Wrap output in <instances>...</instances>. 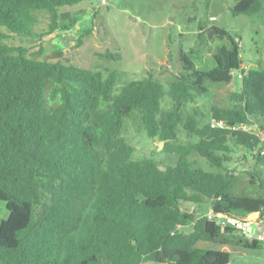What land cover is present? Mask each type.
<instances>
[{
	"label": "trees",
	"instance_id": "obj_1",
	"mask_svg": "<svg viewBox=\"0 0 264 264\" xmlns=\"http://www.w3.org/2000/svg\"><path fill=\"white\" fill-rule=\"evenodd\" d=\"M91 1L0 0V202L7 211L0 223V264H228L229 253L200 245H226L236 233H222L205 214L182 207L208 203L215 215H264V146L233 129L252 122L264 131L263 63L245 71L238 42L222 28L199 24L200 43H225L212 53L209 70L199 69L188 53L181 55L183 71L169 84L171 106L162 110L164 86L151 73L115 94L116 70L103 77L29 57L26 47L4 43L9 36L3 30L30 36L39 22L34 12H45L49 22L34 53L40 55L42 38L61 30L58 10ZM261 6V0H234L230 12L251 16ZM234 78L240 90L232 106L211 107V119L225 127L184 115V104L208 93L205 81ZM134 113L146 136L163 142L169 158L162 163L133 158L122 129ZM178 127L198 141L179 144ZM230 148L256 152L249 185L263 195H233L238 167H229ZM192 155L207 169L191 161ZM238 244L262 248L241 238Z\"/></svg>",
	"mask_w": 264,
	"mask_h": 264
},
{
	"label": "rangeland",
	"instance_id": "obj_2",
	"mask_svg": "<svg viewBox=\"0 0 264 264\" xmlns=\"http://www.w3.org/2000/svg\"><path fill=\"white\" fill-rule=\"evenodd\" d=\"M261 3V9L251 16H233L230 8L234 0H104L103 3L93 0L58 10L61 30L42 38L40 55L34 53L38 35L46 31L49 22L45 12H34L39 22L30 36H15L3 30L9 36L4 43L26 47L29 57L99 71L103 77L109 70H116L119 77L115 94L124 83L151 73L164 86L161 109L167 110L171 106L169 84L174 74L183 71L181 55L188 53L199 69L209 70L213 66L212 53L225 43L208 38L200 43L199 24L205 28L215 25L226 30L238 42L241 68L245 71L258 69L264 60V0ZM85 31L89 34L85 35ZM107 53L118 58L108 59ZM205 84L208 88L206 95L197 96L193 102L182 106L184 115L196 114L202 124L211 120V107L232 106V95L240 90V81L236 78L230 83L205 81ZM122 136L133 148L135 160L153 158L162 163L169 158L162 152L157 139L146 136L136 113L125 121ZM177 141L181 145H191L198 139L178 127ZM244 151L230 148L231 170L243 162L241 152ZM245 158L248 163L252 161ZM190 160L207 169L204 160L197 155H192ZM248 172L246 167L232 173L234 196L263 195L249 185ZM182 208L190 210L187 205ZM208 210V203L195 206L199 215ZM6 217L5 204L0 202V223ZM183 230L187 232L189 229ZM238 242L239 237L235 234L228 236L226 245L201 244L200 247L229 253L228 264H264V249L249 250Z\"/></svg>",
	"mask_w": 264,
	"mask_h": 264
},
{
	"label": "built area",
	"instance_id": "obj_3",
	"mask_svg": "<svg viewBox=\"0 0 264 264\" xmlns=\"http://www.w3.org/2000/svg\"><path fill=\"white\" fill-rule=\"evenodd\" d=\"M103 3L104 0H101ZM231 75L236 78H241L240 71H233ZM251 121V120H250ZM251 124H243L233 127L235 130H241L243 132H247L259 140L261 146H264V131L260 130L255 123L250 122ZM209 125L211 128L225 127V123L223 121H216L215 119H211L209 121ZM256 152H241L242 157H249L253 159V156ZM248 162V160H246ZM189 211H195V207L192 205L189 207ZM209 220H213L216 225L219 226L220 231L223 233L226 229H231L234 231L239 238L243 241L249 243H257L261 245L264 249V215H260L259 212L248 215L246 218H236L233 216H229L226 214H213L212 210L209 209L205 214Z\"/></svg>",
	"mask_w": 264,
	"mask_h": 264
},
{
	"label": "water",
	"instance_id": "obj_4",
	"mask_svg": "<svg viewBox=\"0 0 264 264\" xmlns=\"http://www.w3.org/2000/svg\"><path fill=\"white\" fill-rule=\"evenodd\" d=\"M163 146V142L159 143V147L161 148ZM254 166V162H242L241 165L237 168L238 171L245 169L246 167L252 168Z\"/></svg>",
	"mask_w": 264,
	"mask_h": 264
},
{
	"label": "crops",
	"instance_id": "obj_5",
	"mask_svg": "<svg viewBox=\"0 0 264 264\" xmlns=\"http://www.w3.org/2000/svg\"><path fill=\"white\" fill-rule=\"evenodd\" d=\"M262 63H263V66H264V60L262 61Z\"/></svg>",
	"mask_w": 264,
	"mask_h": 264
}]
</instances>
